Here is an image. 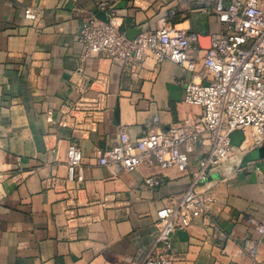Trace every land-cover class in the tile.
Masks as SVG:
<instances>
[{"label": "crops", "instance_id": "crops-1", "mask_svg": "<svg viewBox=\"0 0 264 264\" xmlns=\"http://www.w3.org/2000/svg\"><path fill=\"white\" fill-rule=\"evenodd\" d=\"M103 4L117 10L130 39L174 12V24L198 38V74L205 38L223 29L198 0H0V264H145L151 255L168 264H264V158L249 159L255 150L237 170L211 173L217 202L175 233L171 252L155 246L157 212L179 200L193 175L99 163L121 128L135 140L203 112L185 102L194 74L177 64L84 58L83 20L105 19ZM28 7L39 10L32 21ZM243 139L234 132L232 145ZM72 143L83 153L82 184L67 179Z\"/></svg>", "mask_w": 264, "mask_h": 264}, {"label": "built area", "instance_id": "built-area-1", "mask_svg": "<svg viewBox=\"0 0 264 264\" xmlns=\"http://www.w3.org/2000/svg\"><path fill=\"white\" fill-rule=\"evenodd\" d=\"M204 11L218 17L223 29L212 35L206 50L204 70L197 72L198 62L192 55L195 34L174 24V12L161 19L156 28L144 29L135 38H127L121 29L117 10L103 4L105 19L90 16L83 20L79 43L84 58L106 57L122 67H142L148 59L158 65L167 61L194 74L185 86L184 100L200 106L202 114L191 116L166 130L132 139L121 128L119 142L104 152L101 165H119L126 172L140 166L178 168L193 175V184L179 200L159 209L155 246L171 252L173 237L179 230L193 226L207 214L216 196L207 187L211 173L231 166L237 170L241 157L264 145V6L262 0H198ZM39 10L23 11L26 20H34ZM202 81H197V77ZM159 124V119L153 120ZM240 131L243 142L236 149L232 135ZM237 150L239 156L233 155ZM68 181L85 180L83 153L72 143L67 152ZM258 169V168H257ZM146 183L160 185L155 177ZM250 252L254 253L251 248ZM165 255H151L145 264H168ZM124 264H133L127 258ZM258 264V263H255Z\"/></svg>", "mask_w": 264, "mask_h": 264}, {"label": "water", "instance_id": "water-1", "mask_svg": "<svg viewBox=\"0 0 264 264\" xmlns=\"http://www.w3.org/2000/svg\"><path fill=\"white\" fill-rule=\"evenodd\" d=\"M206 39V44H204L203 47H201V49L203 50H208L211 46L210 43V38H205ZM249 159H262L264 158V146L258 150H255L254 152H252L249 156Z\"/></svg>", "mask_w": 264, "mask_h": 264}]
</instances>
